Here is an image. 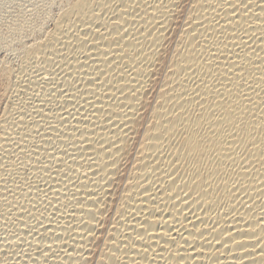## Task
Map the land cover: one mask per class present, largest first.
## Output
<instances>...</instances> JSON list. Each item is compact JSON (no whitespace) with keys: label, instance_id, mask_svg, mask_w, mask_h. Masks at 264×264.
I'll use <instances>...</instances> for the list:
<instances>
[{"label":"bare ground","instance_id":"6f19581e","mask_svg":"<svg viewBox=\"0 0 264 264\" xmlns=\"http://www.w3.org/2000/svg\"><path fill=\"white\" fill-rule=\"evenodd\" d=\"M189 2L62 0L3 65L0 264H264V0Z\"/></svg>","mask_w":264,"mask_h":264},{"label":"rangeland","instance_id":"374dc122","mask_svg":"<svg viewBox=\"0 0 264 264\" xmlns=\"http://www.w3.org/2000/svg\"><path fill=\"white\" fill-rule=\"evenodd\" d=\"M58 1L57 0H50V1L49 0H0V40L3 39V41L0 42V70L2 69L3 65H6L7 67H13V65L16 66L19 64L20 56L18 55L19 53L18 50L21 49L24 44L26 45L29 44V42H31L32 39L34 40V38L37 37V36L35 37L33 34L38 35L39 32L42 31V28L43 30H45V32L52 29L53 23L51 21H53L52 19H55V17L58 16V12H60L61 10L60 4L58 5V3H60L62 0H60V2ZM189 1L184 0L185 3L184 10L189 8L190 6ZM185 6L188 8H186ZM40 24H41V30L39 28H36V26L38 27V25ZM6 35L8 36L6 37ZM174 38L175 39L172 38L171 41L172 46L171 44L169 45V50H170L168 51L169 54H171L172 52L171 48L173 49L176 45L175 44L176 39H178L176 34L174 35ZM18 40L19 41L23 40V41L19 42ZM14 50L17 52H15ZM165 71L166 70H164V72L163 71L161 72V74L159 75L160 78H163V76L165 75L164 73H166ZM5 85L8 86L9 84L7 81L4 82V79L1 77L0 74V119L1 117L3 118L5 112L12 106V101L7 99L8 96L4 94L5 92L4 89H6ZM9 101L11 104L9 103ZM5 109L7 110L5 111Z\"/></svg>","mask_w":264,"mask_h":264}]
</instances>
